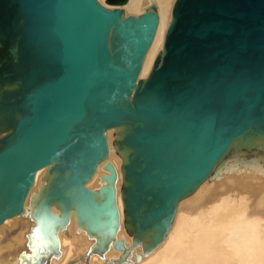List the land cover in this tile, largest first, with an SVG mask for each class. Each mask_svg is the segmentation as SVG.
Segmentation results:
<instances>
[{
  "label": "water",
  "instance_id": "obj_1",
  "mask_svg": "<svg viewBox=\"0 0 264 264\" xmlns=\"http://www.w3.org/2000/svg\"><path fill=\"white\" fill-rule=\"evenodd\" d=\"M127 3L0 0V226L48 168L35 235L58 248L53 227L75 211L103 255L120 226L113 163L99 191L87 184L115 129L126 229L149 254L220 163L264 153V0H175L144 79L160 16L155 3L126 16Z\"/></svg>",
  "mask_w": 264,
  "mask_h": 264
},
{
  "label": "bare ground",
  "instance_id": "obj_2",
  "mask_svg": "<svg viewBox=\"0 0 264 264\" xmlns=\"http://www.w3.org/2000/svg\"><path fill=\"white\" fill-rule=\"evenodd\" d=\"M129 1V3L122 6L126 16L133 14L135 16L140 15L142 12L141 8L145 5L150 6V3L157 5L160 16L159 28L155 40L147 53L140 75V77H146L152 69L156 55L163 49L165 33L171 21L172 8L175 0H151L149 3L148 0ZM100 2L105 5V0H100ZM115 133V129L110 130L108 133L110 156L101 165L112 162L117 170L118 180L116 189L117 206L120 214V228L124 224L125 230L128 233L125 225L124 204L121 192L123 185L122 165L124 159L117 153L112 142L115 140ZM101 165L94 178L87 184V187L95 192L99 191L106 183L102 180V175L109 174L108 171L101 169ZM47 170L48 168L39 171L35 185L27 198L24 213L7 220L0 226V263L33 264L39 254H44L43 249L41 250V244L35 241L32 242L34 238H31V234L30 238L26 241L27 244L25 246L23 245L24 248L20 249L22 251L19 253L15 252V248L22 244L24 235L21 238L19 237L20 235L15 237L13 239L14 244L8 248L5 246V242L11 235L7 239H5V235L6 232L13 231L17 226L24 228L22 227L24 225L28 228L34 222L36 223L34 225L38 226V216L36 215L38 207H36V200L37 196L44 190H41V182H43L44 175H47ZM217 170L218 173H216ZM220 174H222V177L219 180H215ZM188 198L179 204L177 213L179 223H177L176 229L174 228L170 232V241L166 247L158 251V255L161 254V257H159L158 261L156 259L155 262L149 264H264V153L237 154L224 163H220L210 177L202 183L194 196ZM198 198L202 200L198 205L199 207L196 206L197 204H194ZM179 209H181L180 212ZM71 220L73 219L71 218ZM71 224H73L72 221ZM35 228L37 227L35 226ZM83 229L90 239L95 237L84 226ZM125 234L124 231L125 238L117 234L115 240L112 242V249L110 248L112 251H116L115 241L118 240L124 241L126 251L129 249L127 245L128 238H126L127 235L125 236ZM39 236L44 245L49 243L43 239L41 232ZM58 240L61 249L63 247L62 239L58 237ZM101 241L100 239L98 243L96 240L91 241L90 245L85 248L88 249L86 252L89 255L90 253H94ZM49 245L48 248L54 251H56L55 249L59 250V247H53L52 242ZM29 248L31 249L30 255ZM71 250L69 251L70 254ZM238 251L240 255H238ZM5 254L9 256L7 260H5L7 258L4 256ZM114 255L110 257L107 254L103 258L101 257L103 259L102 264H114L118 260L114 258ZM81 260L79 258L73 264H87V262L85 263ZM93 261L95 262V260Z\"/></svg>",
  "mask_w": 264,
  "mask_h": 264
},
{
  "label": "rangeland",
  "instance_id": "obj_3",
  "mask_svg": "<svg viewBox=\"0 0 264 264\" xmlns=\"http://www.w3.org/2000/svg\"><path fill=\"white\" fill-rule=\"evenodd\" d=\"M100 1V0H99ZM130 2V1H129ZM149 2H151V0H148V3ZM104 4L106 5V0H105V2H104ZM151 4V3H150ZM148 7H149V5L147 6V5H145L144 7H142L141 9V13L140 14H142V13H144L147 9H148ZM144 8V9H143ZM134 15V14H133ZM160 52V51H159ZM156 57H157V55H156ZM147 77V76H146ZM146 77H140V79H144V78H146ZM113 143H114V140L112 141ZM106 165V164H105ZM105 165L103 164V165H101V169H103V170H105ZM47 172H48V170H47ZM216 173H218V170H217V172ZM216 173H215V175H216ZM213 176V175H212ZM222 177V174H220V175H218L217 177H216V179L215 180H219L220 178ZM46 178V179H45ZM45 180V181H44ZM49 180H50V178H49V176H48V173H47V175H44V177H43V182H41V190L42 189H44V187H46L47 185H48V182H49ZM43 184V185H42ZM98 187V186H97ZM195 194V193H194ZM194 194H192L191 196H189V197H192V196H194ZM42 197H43V194L41 193V194H39L38 196H37V200H36V207H38V212L36 213V215L38 216V213H39V211H40V208H41V206H40V202L42 201ZM188 198V197H187ZM187 198H185L184 200H187ZM200 198V197H199ZM198 198V200H196L195 201V203L194 204H197L196 206L197 207H199L198 205L200 204V202H202V200H200ZM188 199H190V198H188ZM184 200H182V201H184ZM189 201H191V200H189ZM188 201V202H189ZM51 209H52V212H53V214L54 215H58V216H61L62 215V211H61V209L57 206V205H53L52 207H51ZM36 210V209H35ZM180 210L181 209H179V212H180ZM177 213H178V211H177ZM73 214V216H71ZM71 217H70V219H69V222L67 223V225H65V226H62V227H60V226H55V227H53V228H55V229H53V231H54V233H55V236L58 238H60V239H62V246L63 247H61V249H60V246H59V255L58 254H55V252H54V250H53V252L52 253H49V249L50 248H48V245L51 243V241L49 240V241H47V242H49V243H47L46 245H44L42 242H41V240H40V236H39V234H40V232H39V234L37 233V235H35V229H37V228H35V226L37 227V225H34V224H36L35 222L34 223H32L31 225H29L28 226V228L27 227H25L24 225H22V227H24V228H21V226H17L16 228H14L13 229V231H9V232H6V235H5V239H7V237L9 236V235H11V236H9V238H8V240L5 242V246L8 248V247H10V246H12L14 243H13V239H15V237H18L19 235V237L21 238V236L22 235H24V239H23V241H22V244L20 245V246H18L17 248H15V252L16 253H19V252H21L22 250H20V249H22V248H24V246L27 244L26 243V241H27V239L28 238H30V234H31V238H34V240H32V242L33 241H35V242H38L39 244H41V250L43 249V253L45 254V253H48L49 255H48V258L47 259H45L46 261L44 262V264H67V263H69L70 261H77L79 258H80V260L81 261H83V262H87V264H94L95 262H96V264L98 263H100L101 262V264L103 263V256H105V255H107L108 254V256H113L114 254V258L115 259H118L116 262L119 264H149V263H153V262H155V260L156 261H158V259H159V257H161L160 255H158V251H161V250H163L164 249V247H166V245L168 244V242L170 241V232L172 231V230H174V228L178 225L177 223H179V217H178V214L176 215V218H175V220H174V223H173V226L171 227V229H170V232L168 233V235H167V237H166V239L161 243V244H159L157 247H155V248H153L152 249V251L149 253V254H145V252H144V249H143V246L140 244V245H138V246H134V237H132L129 233H127L126 232V230H125V227H124V224L122 225L123 227H121L120 228V226H121V224H120V226H119V228H118V232H117V234H120V237H124V231H125V236H126V238H128L127 239V245L129 246L127 249V251L129 252H125L128 256H127V259L123 262V261H120V257L123 255V252L122 251H119V250H117L116 248V251H112L111 249H112V242L107 246V249H106V252L103 254V255H100V254H98L97 252L95 253H90V255L86 252L88 249H85L86 247H88L89 245H90V242L92 241L93 242V240L95 241L96 240V242L98 243V241H99V239L95 236V237H93V239H90L89 238V236L84 232L85 230L83 229V226H80L79 224H78V221H77V217H76V213H75V211H73L72 213H71ZM71 218L73 219V220H71ZM71 221L73 222V224H71ZM39 223V221H38V219H37V224ZM75 224V225H74ZM34 225V226H33ZM33 228H35L34 230H33ZM123 228V229H122ZM121 229V230H120ZM176 229V228H175ZM15 231V232H14ZM123 231V232H122ZM31 232V233H30ZM12 233V234H11ZM129 234V235H128ZM34 236V237H33ZM37 238H36V237ZM117 236V235H116ZM119 237V236H118ZM89 238V239H88ZM125 238V237H124ZM4 239V240H5ZM167 240V241H166ZM24 245V246H23ZM23 246V247H22ZM50 246V245H49ZM20 247V248H19ZM27 247V246H26ZM25 247V248H26ZM111 248V249H110ZM0 249H1V247H0ZM72 249V250H71ZM85 249V250H84ZM126 249V248H125ZM14 250V249H13ZM30 248H29V255H30ZM55 250H57V249H55ZM71 250V254L69 253V251ZM52 251V250H51ZM110 251H112V252H110ZM119 251V252H118ZM113 252H115L114 254H113ZM112 253V254H111ZM143 253V254H142ZM51 254V255H50ZM136 254H141V260L140 261H137L136 260V258H135V255ZM88 255V256H87ZM96 255V256H95ZM238 255H240V253H239V251H238ZM5 257H7V258H5V260H7L8 258H9V256L7 255V254H5L4 255ZM95 258H94V257ZM117 256V257H116ZM91 257V258H90ZM102 257V258H101ZM84 258V259H83ZM100 258V259H99ZM105 258V257H104ZM86 259V260H85ZM129 259V260H128ZM58 260V261H57ZM93 260H95V262L93 261ZM119 261V262H118ZM89 262V263H88ZM116 262H114V264H117ZM0 264H4V263H0Z\"/></svg>",
  "mask_w": 264,
  "mask_h": 264
}]
</instances>
